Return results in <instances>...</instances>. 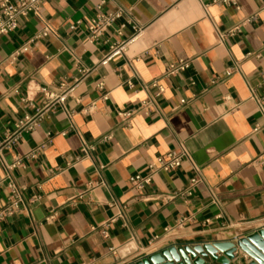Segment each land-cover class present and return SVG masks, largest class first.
Segmentation results:
<instances>
[{"label":"crops","instance_id":"crops-1","mask_svg":"<svg viewBox=\"0 0 264 264\" xmlns=\"http://www.w3.org/2000/svg\"><path fill=\"white\" fill-rule=\"evenodd\" d=\"M240 4L46 0L0 37V211L10 182L26 203L0 221V264H132L264 229V0ZM118 8L124 18L93 40L91 21ZM180 61L189 68L167 75ZM72 88L47 108L44 91ZM26 118L40 121L23 128ZM174 151L189 156L179 169L131 186ZM193 179L191 197L167 200Z\"/></svg>","mask_w":264,"mask_h":264},{"label":"built area","instance_id":"built-area-1","mask_svg":"<svg viewBox=\"0 0 264 264\" xmlns=\"http://www.w3.org/2000/svg\"><path fill=\"white\" fill-rule=\"evenodd\" d=\"M46 0H3L0 4V37L7 36L12 33H14L18 27L19 22L21 19L27 17L28 15L34 13L37 14L40 12L41 7L43 3ZM215 4L223 5L226 7H232L236 10H241V0H214ZM126 14L125 9L118 8L116 11L109 12V13H100L97 15L96 18H94L89 27L90 35L93 40H99L103 34L108 31L110 28H112L115 23L118 20H121L124 18ZM80 24V23H78ZM77 24V25H78ZM76 25V26H77ZM76 26L72 27L73 29L76 28ZM141 29H137V35L141 34ZM49 35V31L45 30L44 33L39 35L37 38L47 37ZM222 37V36H221ZM135 39H133L131 42H133ZM126 45L116 46L112 47L111 52L105 57L103 61V65L108 64L113 59L120 57L125 52ZM28 48L23 47L19 51H17L14 54V58L20 56L21 54L27 52ZM189 68V64L180 61L177 64H172L169 66L167 70V75L172 76L179 72L185 71ZM82 73H86V71L82 70ZM154 87L158 88V94L157 96H160L164 93V89L162 87H158L156 84L153 85ZM64 85H62L61 88H63ZM103 85H100V88H102ZM73 88L69 89L67 91H64L63 93H50L47 91H44V95L46 100L49 102V105L47 106L48 109L54 107L56 104L64 105L68 96L73 92ZM259 105V109L262 113H264V99L263 98H254ZM154 101H147L144 102L142 105V110L146 112H151ZM134 115V112L130 113H124L121 114V117L124 121H128L132 116ZM25 124L22 126L23 128H29L32 129L37 126V122L40 121V119H31L26 118ZM255 133L258 132V129H255ZM111 137L107 138V140H110ZM18 138L17 135L9 140H7L2 148L8 147L10 143L17 142ZM1 151V150H0ZM84 154H87V150H84ZM189 158L188 154L184 151H174L170 152L166 155H163L161 157H158L155 159L154 162L150 163L148 166L149 174L147 176H141L137 175L130 179L131 186L136 189L138 192H142L146 187L150 186L153 181L156 174L163 172V173H170L173 171H176L179 169L183 163ZM198 180L193 179L190 183V186L182 193H178L172 196H168L167 200H175L176 198H188L192 196L194 187L198 184ZM9 188V197H8V207L4 210L0 211V221L10 218L14 216L15 214L19 212H23L26 210V203L22 194V191L12 182L8 184ZM35 200H32V202ZM116 219L112 220L111 223H114ZM110 226L109 224H106L103 228V235L107 236V231ZM113 254H116V251H112Z\"/></svg>","mask_w":264,"mask_h":264},{"label":"water","instance_id":"water-1","mask_svg":"<svg viewBox=\"0 0 264 264\" xmlns=\"http://www.w3.org/2000/svg\"><path fill=\"white\" fill-rule=\"evenodd\" d=\"M132 264H264V229L235 243L171 246Z\"/></svg>","mask_w":264,"mask_h":264}]
</instances>
